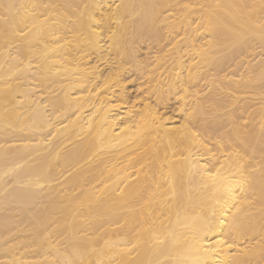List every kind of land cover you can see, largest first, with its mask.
I'll list each match as a JSON object with an SVG mask.
<instances>
[{
  "label": "bare ground",
  "instance_id": "6f19581e",
  "mask_svg": "<svg viewBox=\"0 0 264 264\" xmlns=\"http://www.w3.org/2000/svg\"><path fill=\"white\" fill-rule=\"evenodd\" d=\"M256 44L264 0H0V264H264ZM150 64L187 124L120 107Z\"/></svg>",
  "mask_w": 264,
  "mask_h": 264
},
{
  "label": "rangeland",
  "instance_id": "374dc122",
  "mask_svg": "<svg viewBox=\"0 0 264 264\" xmlns=\"http://www.w3.org/2000/svg\"><path fill=\"white\" fill-rule=\"evenodd\" d=\"M177 17V16H175ZM162 32L164 34V36H169V30L166 28H162ZM164 43V45L166 44L167 46L165 47V51L163 50L161 53L159 54H164L165 58H170V56H173V45L172 44H168V42L166 40H164L162 42V44ZM259 44H256L255 46H257ZM146 45L145 44H135V50H136V55H137V59H139L141 62H144L143 60L146 61V57H151V55H153L154 51H156V48H152L150 49L151 53L148 54V49H146ZM261 47L257 46L258 50H254L257 52H262L264 50L259 49ZM168 49H170V51H167ZM149 51V52H150ZM145 58V59H144ZM251 59V58H250ZM256 60V58L254 59ZM148 63H150L152 61V58L147 60ZM170 62V61H168ZM167 62V63H168ZM167 63L165 65H167ZM151 65V64H150ZM147 68V69H151V72H147L145 70H142L141 72L136 70L135 68L132 71H127V73L124 75V80H123V88H124V92L126 93V102H128L127 104H123L120 105V107H130V109L134 112L139 111L141 108H143V105L145 104H150L153 105L155 107V109L157 110V113L160 117H162L164 119V122L172 125V126H179L181 124H187V121H189V117L187 115V113L190 111H188V107H189V98L187 97L186 99L182 98V94H180L179 89L178 90H173L166 86H163L162 90L166 91L164 92V94H162L160 96V98L158 97V99H155V95H156V88H158L159 85H161L163 82H165L167 80L168 84H169V80L170 79H166L165 77V70L164 67L163 68H158L156 69L155 64L151 65ZM164 65V66H165ZM104 65H101V67H99L101 70L102 69H106L107 66L105 65V67H103ZM155 66V67H154ZM128 67V66H127ZM155 68V69H154ZM147 72V73H146ZM162 72V73H161ZM151 75V76H150ZM153 78V79H152ZM165 78V80L163 79ZM150 79H152L153 81H151ZM162 82V83H161ZM165 82V83H167ZM162 86V85H161ZM120 89L115 88V90ZM169 89V90H168ZM200 89H202L201 91L203 92V87H201ZM155 92V95L154 93ZM167 92V93H166ZM131 104V105H130ZM229 107H225L223 109H220L222 112H220V110L218 112H220L219 114H221V116L225 117L226 112L228 111ZM121 111H124V109H122ZM134 113L132 112L131 115H133ZM123 116L120 115L119 118H122ZM213 142V141H211ZM205 147H209L206 144H204ZM199 153H205L207 152L206 150H201L198 151L197 148H195ZM195 151V150H193ZM210 154H213L212 156L217 157L219 155V153L215 150L210 151ZM207 157L209 156L206 155ZM205 157V158H207ZM214 158H211L210 160L214 161ZM203 162H205L204 160H202ZM226 239L224 238V241ZM233 247V246H232ZM230 253L233 254L234 250L230 249Z\"/></svg>",
  "mask_w": 264,
  "mask_h": 264
}]
</instances>
